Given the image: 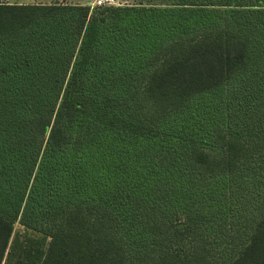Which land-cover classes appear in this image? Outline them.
Here are the masks:
<instances>
[{
  "label": "trees",
  "instance_id": "trees-1",
  "mask_svg": "<svg viewBox=\"0 0 264 264\" xmlns=\"http://www.w3.org/2000/svg\"><path fill=\"white\" fill-rule=\"evenodd\" d=\"M0 264H264V0L0 1Z\"/></svg>",
  "mask_w": 264,
  "mask_h": 264
},
{
  "label": "rangeland",
  "instance_id": "rangeland-1",
  "mask_svg": "<svg viewBox=\"0 0 264 264\" xmlns=\"http://www.w3.org/2000/svg\"><path fill=\"white\" fill-rule=\"evenodd\" d=\"M8 3H34V4H48V3H62L72 5H89L90 8L94 6V0H0ZM172 3V0H117V5L130 6V5H144V6H157ZM237 213V212H236Z\"/></svg>",
  "mask_w": 264,
  "mask_h": 264
},
{
  "label": "built area",
  "instance_id": "built-area-1",
  "mask_svg": "<svg viewBox=\"0 0 264 264\" xmlns=\"http://www.w3.org/2000/svg\"><path fill=\"white\" fill-rule=\"evenodd\" d=\"M94 6H105V5H117V0H102V2H97V0H94Z\"/></svg>",
  "mask_w": 264,
  "mask_h": 264
},
{
  "label": "snow or ice",
  "instance_id": "snow-or-ice-1",
  "mask_svg": "<svg viewBox=\"0 0 264 264\" xmlns=\"http://www.w3.org/2000/svg\"><path fill=\"white\" fill-rule=\"evenodd\" d=\"M97 2H102V0H97Z\"/></svg>",
  "mask_w": 264,
  "mask_h": 264
}]
</instances>
